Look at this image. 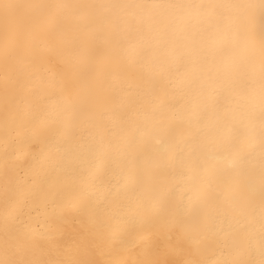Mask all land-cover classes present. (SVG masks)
I'll list each match as a JSON object with an SVG mask.
<instances>
[{
  "label": "bare ground",
  "instance_id": "6f19581e",
  "mask_svg": "<svg viewBox=\"0 0 264 264\" xmlns=\"http://www.w3.org/2000/svg\"><path fill=\"white\" fill-rule=\"evenodd\" d=\"M264 264V0H0V264Z\"/></svg>",
  "mask_w": 264,
  "mask_h": 264
},
{
  "label": "snow or ice",
  "instance_id": "6c2138e0",
  "mask_svg": "<svg viewBox=\"0 0 264 264\" xmlns=\"http://www.w3.org/2000/svg\"><path fill=\"white\" fill-rule=\"evenodd\" d=\"M3 264H8V262H3Z\"/></svg>",
  "mask_w": 264,
  "mask_h": 264
}]
</instances>
